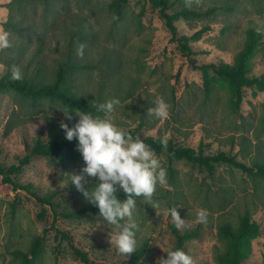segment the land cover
Wrapping results in <instances>:
<instances>
[{"label": "rangeland", "instance_id": "1", "mask_svg": "<svg viewBox=\"0 0 264 264\" xmlns=\"http://www.w3.org/2000/svg\"><path fill=\"white\" fill-rule=\"evenodd\" d=\"M9 1L0 0V33L8 18ZM67 1L58 0L53 5L25 3L17 15L33 23L39 34L10 32L11 38L25 42V49L20 53L0 48V53L18 55L25 65L29 51L42 43L51 79L59 61L66 59L59 49L67 28L75 21L73 14L81 12L96 33L85 43L83 52L100 62V68L78 71L76 86L83 94L94 96L100 87L103 102L118 97L121 104L112 117L120 128H137L140 137H166L178 146L193 147L204 154L225 151L249 165L264 162L263 90L245 87L238 105L233 103L228 84L221 80L214 82L208 93L203 71L193 66L189 55L173 39L159 8L146 0H124L120 4L116 0ZM232 1L236 6L225 8L221 5L226 0H174L169 11L185 5L218 7L210 15L175 22L179 33L190 37L209 26L190 40L192 56L199 64L233 62L244 46L246 29L259 28L263 42L253 73H264V0ZM6 71L0 61V77ZM161 99L169 104L168 116L163 119L148 113ZM61 109L73 110V119L68 120ZM75 111L83 110L55 98L34 99L0 89V163L19 164L38 137L48 142L55 133L64 132L62 120L74 125L78 119ZM10 117L11 129L7 126ZM154 152L167 170V183L157 185L151 201L136 198L133 218L140 228L138 247L146 249L142 264H157L161 256L166 258L165 251L176 248V224L169 213L173 207L184 219L181 231L198 230L197 236L185 241L184 251L192 257L193 264H222L219 256L229 244L220 225L230 222L236 226L246 212L261 230L252 239L251 253L243 264L264 263V177L225 162L215 163L208 170L199 163ZM83 165L78 151L54 157L35 155L13 176L18 182L32 183L39 195L50 196L57 204L56 218L50 204L40 202L26 189L4 183L0 175V264H21L22 258L15 252H29L37 237L41 243L33 264H86L75 254L74 246L87 252L91 261L132 264L110 243L109 233L118 231L117 227L107 224L99 213L61 214L87 202L69 183V173L79 172ZM201 209L207 210L205 221L197 218ZM125 222L126 219L121 225ZM58 228L70 237L56 236Z\"/></svg>", "mask_w": 264, "mask_h": 264}, {"label": "trees", "instance_id": "2", "mask_svg": "<svg viewBox=\"0 0 264 264\" xmlns=\"http://www.w3.org/2000/svg\"><path fill=\"white\" fill-rule=\"evenodd\" d=\"M58 0H10L7 3L8 18L3 22L4 29L1 33L17 32L20 35L26 33L39 34L35 25L26 23L21 19L17 13L21 10L25 3L49 2L51 5L55 4ZM68 2L67 0H61ZM124 0H116L117 4L123 3ZM153 6L158 7L161 16L165 19L167 26L172 32V37L178 42L180 48L190 57V62L194 67L199 68L204 74V83L206 90L210 93L214 88V82L221 80L228 84L233 96V103L238 105L241 103L244 96L245 87H256L264 91V73H253L255 57L261 50L263 42V32L255 26H250L246 29V38L244 46L237 52L233 62H226L221 60L219 62L197 63L196 59L192 56L193 45L190 44L191 38H197L201 32L207 30L209 26L203 27L194 36L190 37L187 34H181L178 31L176 21L180 18H194L210 15L213 13L217 6L203 8L198 5H185L180 9L169 11L173 6L174 0H146ZM220 1V0H216ZM54 2V3H53ZM225 8L236 6V2L226 0V3L221 5ZM75 21L73 25L67 28V35L63 39L59 51L63 52L66 59L60 60L54 76L50 79L48 77V65L45 58L44 48L45 45L40 43L36 48L29 51L26 58V63L23 65L18 55H4L0 53V61L6 65V72L0 77V89H8L19 92L30 98L38 99L42 97L55 98L64 104L78 108L86 112H96V105L102 103L100 87L96 96L92 94L85 95L81 92V88L76 86V74L78 71L87 68H100V62H94L86 53L83 52V46L91 38H95L96 33L90 22L86 20L81 12L73 14ZM45 33V32H44ZM42 33V34H44ZM10 44L8 49H14L22 53L25 49V42L14 40L8 35ZM5 48H2V50ZM13 66H18L22 73L23 78L20 80L11 79V69ZM102 115V113H99ZM13 117L7 124L11 129ZM264 127V118H263ZM8 129V130H9ZM124 131L129 132L134 138L140 137L138 129H131L123 127ZM152 149L157 152H166L169 158L186 159L193 163H199L205 166L208 170L214 168L215 163L225 162L234 167L247 171L250 174L264 177V162L257 161L251 165L237 159L235 155L220 151L215 154H204L202 150L197 151L193 147L178 146L171 139L166 137H157L148 135L140 137ZM166 141V144L163 143ZM76 140L69 141L65 138L63 131L55 133L51 139L46 142L41 137H38L34 145L29 148V152L21 159L19 164H11L9 166L0 163V175L4 183L12 184L15 189L23 188L42 203L50 204L55 216L59 214L57 204L47 195H39L33 188L32 183H21L16 181L13 176L22 171L23 166L30 162V159L35 155L57 156L62 153L76 152ZM117 195L120 199H124L125 195L121 189L118 188ZM83 212L98 213V208L86 202L75 211H62L61 214L71 216L74 214H81ZM123 222V221H121ZM261 230L260 224L253 220L249 212L240 216L239 222L234 226L230 222H225L220 225V232L228 239V249L219 256V261L222 264H243V260L247 258L252 250V239L259 235ZM173 231L177 236L176 248L185 250V241L191 237L198 235L197 229H186L181 231L177 229L176 225L173 226ZM61 235L62 238H69L70 235L61 229H57L56 236ZM41 243L40 237L35 239V242L29 252L18 250L16 255L22 258L21 264H33V260L39 254V245ZM75 254L78 255L86 264H107L105 262L91 261L87 252L74 246ZM146 249L144 247H137L136 252L133 253L129 260L132 264H142L145 257ZM264 264V263H262Z\"/></svg>", "mask_w": 264, "mask_h": 264}, {"label": "clouds", "instance_id": "3", "mask_svg": "<svg viewBox=\"0 0 264 264\" xmlns=\"http://www.w3.org/2000/svg\"><path fill=\"white\" fill-rule=\"evenodd\" d=\"M8 35L7 32L0 33V48L9 46ZM22 78L21 69L13 66L11 79ZM120 104L118 97H112L96 105L98 114L75 111L78 118L75 124L69 126L62 120L60 127L67 140H76V149L84 161L79 172L69 173V183L75 185L88 203L98 208L99 216L107 224L117 227L118 231L109 233L110 243L115 244L118 252L127 259L136 252L139 244L140 228L133 218L137 207L136 198L143 197L145 201H151L157 185L167 183V170L143 139L138 136L134 138L114 122L112 113ZM168 109L169 104L161 99L155 101V106L149 108L148 113L163 119L168 116ZM61 111L68 120L73 119V110ZM163 143L166 144V141ZM118 188L123 191L124 199L117 195ZM169 213L177 229H180L184 224L180 212L173 207ZM197 218L205 221L207 210L201 209ZM125 219L126 222L121 225ZM165 252L166 258L161 256L157 264H193L192 257L182 248Z\"/></svg>", "mask_w": 264, "mask_h": 264}]
</instances>
